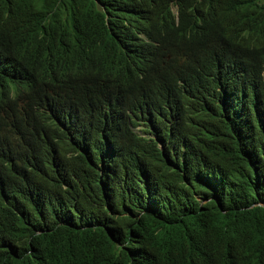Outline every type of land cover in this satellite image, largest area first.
<instances>
[{
    "label": "trees",
    "instance_id": "obj_1",
    "mask_svg": "<svg viewBox=\"0 0 264 264\" xmlns=\"http://www.w3.org/2000/svg\"><path fill=\"white\" fill-rule=\"evenodd\" d=\"M73 1L26 0L40 46L0 75V264H264V17L243 0L233 36L198 34L193 0H156L145 57L124 37L145 0ZM93 39L109 85L78 82Z\"/></svg>",
    "mask_w": 264,
    "mask_h": 264
},
{
    "label": "clouds",
    "instance_id": "obj_2",
    "mask_svg": "<svg viewBox=\"0 0 264 264\" xmlns=\"http://www.w3.org/2000/svg\"><path fill=\"white\" fill-rule=\"evenodd\" d=\"M243 0H193L192 6L195 10V23L198 34H203V28L198 25L199 18L204 26H212L213 31L222 33L230 38L236 32L235 17L238 9L240 11ZM92 9H99L105 19L118 15L127 0H93ZM261 16L264 17V0H246ZM73 3L83 9L82 0H74ZM44 1H40L30 11V15L37 22H43L44 28H32L40 32L45 29L52 30L55 20H64L65 16L54 15L45 17L40 11ZM26 0H0V75L3 76L9 71V62L22 52H31L40 45L26 39L25 30L26 18L24 8ZM197 5L206 9L212 15L213 22L206 21L198 14ZM177 20V11L171 7ZM55 14V13H54ZM241 18V13H240ZM165 15L156 0H145L138 12L134 14L125 30V40L130 47V52L138 56L151 57L156 52L160 36L163 32ZM202 23V24H203ZM74 65L79 73V81L92 86L109 85L110 70L109 59L103 45L98 39L83 42L78 48L72 50ZM264 76V71H263ZM132 82H126L131 84ZM19 100V99H17ZM15 100V101H17ZM14 101V102H15Z\"/></svg>",
    "mask_w": 264,
    "mask_h": 264
},
{
    "label": "bare ground",
    "instance_id": "obj_3",
    "mask_svg": "<svg viewBox=\"0 0 264 264\" xmlns=\"http://www.w3.org/2000/svg\"><path fill=\"white\" fill-rule=\"evenodd\" d=\"M234 84V83H233Z\"/></svg>",
    "mask_w": 264,
    "mask_h": 264
}]
</instances>
